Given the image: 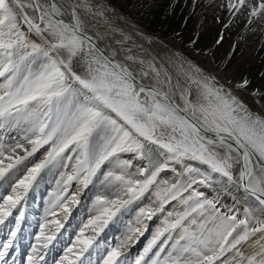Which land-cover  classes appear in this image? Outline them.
<instances>
[{"label": "snow or ice", "instance_id": "obj_1", "mask_svg": "<svg viewBox=\"0 0 264 264\" xmlns=\"http://www.w3.org/2000/svg\"><path fill=\"white\" fill-rule=\"evenodd\" d=\"M127 6H133L131 0ZM135 6L142 8L144 4ZM185 6L190 8V17L200 9L210 11L220 30L212 44L203 49L199 47V30L187 41L180 33L173 39L183 42L196 55L207 57L213 67L204 68L184 52L165 47L176 53L178 67L188 72L194 82L199 79L217 98L238 94L230 97L227 116L212 109L206 115L214 124L226 119L237 126L240 136L264 157V64L252 71L245 67L249 61L244 59L249 49L264 53V0H190ZM98 8V15L107 11L114 19L119 18L114 5ZM69 32V25L64 24L61 38L68 39ZM137 34L148 43L159 40L142 30ZM85 39L72 40L68 57L82 48ZM87 42L95 48L91 41ZM32 47L31 64L39 62L38 70L27 63H17L0 50V78H4L0 80V130L4 133L0 135V187L10 188L0 198V264H264V236H256L264 232V216L256 215L255 210L246 208L243 218L238 219L240 210L231 203H223L220 208L218 196L208 199L202 192L193 191L185 197L180 184L165 186L166 182L157 180L159 170L148 174L141 164L134 173L122 171L128 161L120 159V154L139 153L142 148L128 129L145 139L154 138L149 124L137 119L139 112L147 110L141 108L130 90L121 99L113 100L114 85L108 82L110 73L104 70L101 60H95L98 75L90 81L83 80L72 70L70 59H58L47 49ZM99 55L105 63H112L102 52ZM65 69L92 95L75 86L69 88ZM225 88L228 93H224ZM65 92H70L71 98L63 110L57 109L55 123L40 119L39 107H50ZM246 97L251 98V103ZM77 100L82 103L72 110ZM33 103L39 107L30 111ZM97 103L114 112L128 127L99 111ZM155 107L161 113L169 112L162 105ZM160 118L171 123L173 116ZM10 132L15 133L14 143L5 142ZM181 132L182 140L176 147L165 145L169 151L180 148L184 154L187 142L196 143L186 128L181 127ZM37 153L40 157L34 160ZM192 155L213 171L229 175L227 161L207 153L192 151ZM45 172L59 178L44 203L43 215L37 223L30 224L25 211L27 198ZM136 175L143 178L136 179ZM241 175L246 174L242 171ZM201 183L208 187L205 181ZM94 185L99 186L100 193L91 204V212L74 225V210ZM252 195L259 200L260 211H264V188L257 185ZM233 212L236 214H227ZM127 213L133 215L130 221L124 220ZM154 220L157 223L150 230ZM118 221L125 223V232L115 243L102 239L105 229ZM141 238H145L143 246L133 252Z\"/></svg>", "mask_w": 264, "mask_h": 264}, {"label": "bare ground", "instance_id": "obj_2", "mask_svg": "<svg viewBox=\"0 0 264 264\" xmlns=\"http://www.w3.org/2000/svg\"><path fill=\"white\" fill-rule=\"evenodd\" d=\"M131 3L133 6L129 8L127 6L129 0H0V5L7 4L8 13L23 25L22 28L14 29V35L16 38L20 36V41L24 39L23 43L27 45L30 52L34 51L32 46H35L36 49H47L58 59L61 57L65 60L70 59L72 70L78 74L80 79L89 81L98 75L95 60L99 59L105 64L104 70L110 73L108 82L114 85L111 88L113 100L121 99L122 94L130 90L139 101L141 108L147 110L139 112L137 119L149 124L154 139H145L132 129L128 130L149 149V156L143 159L139 157L140 155L124 156L121 153L120 159L128 161L127 168L122 171L134 173L143 164L145 166L143 171L148 168V174L159 170L157 180L162 183L166 182L165 186L180 184L184 188L185 197L193 191H199L208 199L218 196L221 201L220 208H223V203L233 204L240 210L238 219L243 218L246 208L255 210L256 215L264 216V211H260L259 200L252 195L257 185L264 188V157L255 150L252 143L240 136L237 126L228 123L226 119L217 120L214 124L212 117L206 115L208 110L212 109L227 116L230 97L238 94L232 92L227 97L222 95L217 98L199 82V79L194 82L188 72L178 67L176 53L171 48L165 47L169 45L184 52L198 64L211 70L213 66L210 65L209 59L196 55L190 48H186L183 42L175 41L173 31L175 26L179 27L178 31H181L183 41H187L194 32L199 30V47L203 49L212 44L220 30L219 24L213 22L210 11L206 9H200L197 15L190 17V8L185 6L190 4V0H179V2L177 0H131ZM137 3L144 4V7H136ZM109 4L116 7L118 19H114L107 11L103 16L97 14L100 10L98 5L107 6ZM64 24L70 27L68 39H62L60 35ZM32 30L39 33L35 40L30 35ZM138 30H142L149 36L159 37V40L154 39L148 43L137 34ZM78 37L86 38L85 42L82 48L75 51L73 57H68V52L73 48L72 40ZM130 39L136 48L135 54L128 49L129 46L124 45V42ZM87 41H91L95 48H91ZM227 47L228 45L225 44V48ZM96 49L112 63H105ZM260 57H264V53H257L251 49L246 50L244 59L249 63L245 67L255 71L264 64V59ZM38 65L39 62L33 69L38 70ZM65 73L72 87L75 86L78 90L92 95L90 91L83 89V86L76 82L67 69ZM224 93H228L227 88L224 89ZM65 96L60 105L61 110L71 98L70 92ZM246 99L251 103L250 97ZM77 103H82V100L74 101L72 110H75ZM156 104L164 106L169 112L161 113L155 107ZM95 107L110 115L121 126L128 127L103 104L97 103ZM253 108L255 109V105ZM49 109L50 107L45 109L46 116ZM169 114L173 116L171 123L167 119L160 118L161 115ZM235 115L239 116L240 113L237 112ZM57 116L58 114L52 118V123H55ZM181 127L186 128L196 141L195 144L187 142V150L184 154H181L182 149L180 148L171 152L165 147L169 144L176 147L182 140ZM3 134L0 130V135ZM13 134L7 133L6 143H11ZM192 151L211 154V157L216 160L227 161L230 165L227 167L229 175L225 176L213 171L209 164L201 163L199 159L194 158ZM185 155L190 156L189 161H184ZM39 157L40 153H37L33 159L37 160ZM129 157L132 159L129 160ZM165 166L169 168L166 169ZM113 167L119 168V165L114 164ZM242 171L246 174L244 177L241 175ZM53 175L47 172L42 173L38 186L29 193L25 211L30 224L37 223L43 214L35 210L34 206L41 203L40 188L43 182L46 183ZM135 178L142 179L139 175ZM201 181H205L208 187H205ZM98 188V185L91 186L90 190L81 197L82 203L73 213L75 219L72 223L74 225L82 222L79 216L85 212L87 203L93 201L98 195ZM9 191L10 188L0 187V198ZM90 212H86V217ZM227 214L235 215L236 213ZM132 216V213H128L124 220L130 221ZM217 220H219V215ZM156 223L155 220L150 222V229ZM125 230L124 222L118 221L110 224L105 229L102 239L106 237L111 242H116ZM256 236H264V232L257 233ZM226 238L231 239V236L226 234ZM137 250L138 247H135L132 251Z\"/></svg>", "mask_w": 264, "mask_h": 264}, {"label": "rangeland", "instance_id": "obj_3", "mask_svg": "<svg viewBox=\"0 0 264 264\" xmlns=\"http://www.w3.org/2000/svg\"><path fill=\"white\" fill-rule=\"evenodd\" d=\"M0 13L2 14V15H0V29H1L0 30V50H2L4 53H7L9 56H11V58L14 61H16L17 63L24 62V63H27L29 67L33 68L35 66V65L31 64V60L34 58L32 56L33 51L30 52L27 45H25L23 43L24 39H23V41L22 40L20 41V36L18 38H16L14 35V29L22 28L23 25L21 24V22L16 21L17 19L14 20L13 17L8 13L7 4L0 5ZM176 25H178V23H176ZM178 28L179 27L176 28V26H175L174 31H173L174 36L177 33L181 34V31H178L179 30ZM30 35H32L34 37V40H35V38H38L37 36L39 35V33L35 30H32L30 32ZM130 40L125 41L124 45L129 46L128 49L133 51L135 54L136 48L134 47V44L131 43L132 39H130ZM132 48H134V49H132ZM2 79H4V78H2ZM68 85H69V88H72V84H69V81H68ZM67 93L68 92H65L63 96L59 97L57 100H55L51 103L47 116L45 115V111H46L45 109L47 107L49 108V106L39 107V105L36 106V104L33 103L32 105H29V110L31 111V110L37 109L39 107V113L41 114L40 119H45L47 117V119L49 121H51L52 118L58 114L57 109L58 108L60 109V105L63 102L64 98L66 97L65 95ZM132 135H133V137H135L139 141V143L142 145V148H141L139 153L127 152V153H123V155L124 156H127V155H137L138 156V155H140L139 156L140 158L143 157V159H146L149 156V154H148L149 149H147V147L144 146V144H142L140 142V140L138 139V137L134 133H132ZM14 136H15V133L13 135H11V143L15 142L13 139ZM41 151H43V149ZM189 158H190V156H188V155L187 156L185 155L183 157L184 161H189L190 160ZM164 168L167 169V168H169V166H165ZM144 171L147 173L148 168H146ZM168 175H170V174H168ZM58 178L59 177L57 175H53L52 177H50L48 179V181L46 182L47 184L45 182H43V184L40 188L41 203H39L38 205L36 204L34 206L35 210L43 213L44 203H45L50 191L55 187L54 182ZM141 178H143V177H141ZM98 189H99L98 190V194H99L100 188H98ZM92 202L93 201H90L87 203V208H86L85 212L82 214V216H79V217H81L82 221L85 218H87L86 212L91 211ZM125 215H128V213ZM132 219H133V216H132ZM112 243H115V242H112ZM143 243H144V238H141L140 244H137L136 247H138V249H140L143 246Z\"/></svg>", "mask_w": 264, "mask_h": 264}]
</instances>
